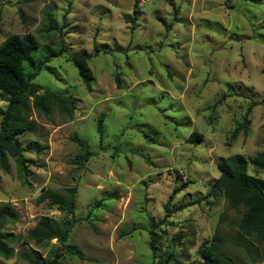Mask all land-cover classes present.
I'll list each match as a JSON object with an SVG mask.
<instances>
[{"label":"rangeland","instance_id":"rangeland-1","mask_svg":"<svg viewBox=\"0 0 264 264\" xmlns=\"http://www.w3.org/2000/svg\"><path fill=\"white\" fill-rule=\"evenodd\" d=\"M44 10L59 33L44 34ZM27 32L37 55H48L32 82L72 97L76 109L70 118L31 112L36 130L18 138L25 179L11 157L0 169V204L19 215L3 231L24 234L47 215L68 233L0 264L44 263L56 250L59 264H199L216 231L228 239L226 264H264L259 244L238 233L243 209L228 207L216 168L264 150V0H0V43ZM59 43L65 51L50 55ZM94 46L87 90L68 56ZM252 101L246 132L232 138ZM5 104L0 92V116ZM191 132L200 139L187 142ZM74 134L91 151L84 161ZM177 187L169 208L190 204L165 216ZM72 190L71 213L49 205L51 193Z\"/></svg>","mask_w":264,"mask_h":264},{"label":"trees","instance_id":"trees-1","mask_svg":"<svg viewBox=\"0 0 264 264\" xmlns=\"http://www.w3.org/2000/svg\"><path fill=\"white\" fill-rule=\"evenodd\" d=\"M250 3H260L262 0H245ZM135 12V11H134ZM44 26L43 32L46 36L60 29L54 24L52 16L48 10L43 13ZM61 41V40H60ZM39 42L32 33L10 34L0 43V92L6 95V104L0 116V169L7 172L9 169L8 157H11L17 168L18 176L25 179V164L22 148L18 138L25 133H33L36 130L35 123L30 119L33 110L37 114L49 116L55 109L59 113L71 117L76 109L75 100L65 94L40 90L32 80L37 72L42 68L48 55L39 57ZM47 51L50 50L46 47ZM50 55H59L65 51L63 43H59L56 50H50ZM99 48L95 47L92 51L74 52L68 56L69 61L76 68L78 76L87 90L91 88L92 72L88 60L97 54ZM117 83L118 78H116ZM257 102L252 101L246 107L243 120L236 124L231 132L234 138L240 131L246 132L248 123L247 115L250 109ZM99 137H101V117L96 123ZM147 137V136H145ZM201 135L191 132L187 142H196ZM148 139H151L148 137ZM72 140L77 144L80 150L82 161L86 160L91 151L86 143L76 134ZM248 166H251L254 172L264 171V150L256 153L253 157H246L241 153H234L220 159L216 163L218 170V182L223 195L227 200L229 208L243 209L237 223L238 233L245 240L254 239L259 244L255 248L256 254L264 261V179L256 174H250ZM179 188H173L164 205L165 216H169L173 210H179L190 203H180L175 207L169 208L173 195ZM74 203L73 190L67 195H61L57 192L50 194L49 205L63 212H72ZM18 212L8 203L0 204V256L10 258L14 254L23 256L24 246L32 245L34 248L46 247L50 240L55 239L60 242L65 241L68 230L60 229L57 223L49 216L42 215L38 218L33 227L28 228L24 234H14L11 231H3L7 225L18 221ZM156 223L151 220L152 228ZM152 233V230L150 231ZM153 238L150 246L153 245ZM226 239L218 231L211 237L202 242L199 248V264H226V255L223 247ZM237 245L248 247L238 240H229ZM16 247V252L15 248ZM68 255H77L82 258V253L78 250H72L65 247ZM60 253L56 250L52 256L44 263H40L33 258L26 261L30 264H59Z\"/></svg>","mask_w":264,"mask_h":264}]
</instances>
